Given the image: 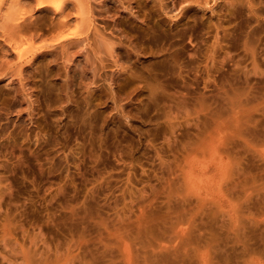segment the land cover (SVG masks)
I'll list each match as a JSON object with an SVG mask.
<instances>
[{
  "label": "rangeland",
  "instance_id": "1",
  "mask_svg": "<svg viewBox=\"0 0 264 264\" xmlns=\"http://www.w3.org/2000/svg\"><path fill=\"white\" fill-rule=\"evenodd\" d=\"M187 2L158 9L164 24ZM202 2L188 3L196 22L181 43L183 56L195 60L180 71L171 61L155 63L158 87L117 95L128 113L106 89L95 91L97 117L75 102L86 95L89 64L99 61L89 54L84 62V42L70 48L71 61L45 52L25 68L32 75L38 60L49 61L52 71L38 86L41 126L30 122L35 110L21 91L2 114L19 125L0 168V264H264V32L224 37L230 14L223 0ZM90 4L106 35L113 18L127 15L113 1H104L103 12L98 0ZM258 5L264 17V1ZM71 22L68 31L87 30ZM54 32L25 44L41 46ZM92 45L105 47L100 38ZM67 67L72 89L62 81ZM70 89L78 100L68 99ZM200 139L215 142L219 162L194 170V161L210 157Z\"/></svg>",
  "mask_w": 264,
  "mask_h": 264
},
{
  "label": "bare ground",
  "instance_id": "2",
  "mask_svg": "<svg viewBox=\"0 0 264 264\" xmlns=\"http://www.w3.org/2000/svg\"><path fill=\"white\" fill-rule=\"evenodd\" d=\"M98 1L99 10L102 12L106 11L107 9L104 7V1L107 0ZM109 1L118 3V5L120 4L121 8L124 9V11L126 10L127 15L113 18L110 26H108V33L106 35L104 32L106 30L104 24H101V26L93 23L94 8H92L93 6L90 4V0H0V79L8 77V81L0 86V168L8 166V138L13 129L19 125L16 121L10 123L8 116L5 117L2 115H5V110L9 107L11 103L10 100L15 96L14 94L21 91L29 98V102L28 100L26 102L30 104L29 106H31V108L35 110L34 113H36V115L33 113V116H31L30 112V122L39 127L44 120L42 119L44 115L40 112L41 106H43L40 101V94L42 93L39 94L38 86L43 84L42 82L44 80L49 79V75L52 71L51 66L48 64L49 61L40 63L38 60L37 65L31 70L32 75L26 74L30 77L26 76L24 73L25 68L31 66L37 56L48 52L52 53L55 59L56 57L63 58L68 56L66 59L70 60L69 57L73 56L71 55L73 52H70V48L82 42H84L85 45V53L82 52L81 54L86 57V60L87 58L92 59L89 58L91 57V55L88 56L89 54L94 55V57L99 56V61L91 65L88 63L89 60L88 62L85 61V57L83 56L84 62L90 66H88L91 70L88 69L91 72V81H89L93 86L90 87V84H88L86 88L84 87L86 89L84 90L86 91V95H84V97L81 96L83 98H80L81 100L79 101L75 100L79 105L83 103L82 107L93 117L101 114L102 111L99 109V102L96 101V99H98L95 92L97 89L100 90V93L106 89V94L116 104L117 110L122 114H124L125 111L128 113L129 109L124 110V102H121L122 100L118 98L117 95L122 90L129 87H131L130 91H134L133 94L137 92L141 93L144 89L152 91V89L158 87L160 85L158 80L160 74L157 71L152 72V70L155 69V63L163 64L165 61H171L173 62L172 69L177 68L180 71L183 66L195 60L183 56L181 43L188 29L192 27L191 22H196L194 18H192V15L186 14L187 5L190 2L199 3L200 1L202 2V0H190L189 2L186 0L187 5L184 4V6H181L183 10L181 16H179V18L173 17L170 19L168 25L164 24L168 19H166L161 12H158V9L161 10L167 7L168 0ZM263 1L264 0H257V3L260 4ZM176 2L177 0H170L172 5ZM203 2H207V0H203ZM153 3L154 6L158 7L154 9L158 12L156 16L153 12L155 17L152 15ZM257 3L253 4L252 0H223L222 5L226 6V10H228L230 14V16L227 17L230 24L223 30V36L230 39L241 37L246 40L254 32H264V17L258 14L263 8ZM244 6L246 8H242ZM34 7H37V9L40 8L41 11L51 10V13L34 14ZM71 21H75L74 23L77 26L86 25L87 30L85 32H81L80 29L68 31V27L73 23ZM55 30L56 33L54 32L55 34H52L53 36L50 37L47 43L38 47L28 48L26 46L25 42L27 39L32 41L31 38L33 37L45 35ZM113 36L118 37L117 42L111 41V37ZM99 38L103 41L105 46L103 51L106 56L104 57L100 56L103 54V51L101 52L99 47L92 45V41L95 42ZM154 38L157 39V42L155 45H152V40ZM75 52H77V50ZM100 52L101 54L98 55ZM9 54H14V58L8 59L7 56ZM76 54L79 53L77 52ZM122 57L124 59L121 60ZM152 57H158L159 59L152 62ZM57 60L59 59H53L54 62ZM95 61L93 59V62ZM67 64L65 62V65ZM85 65L82 67L86 70L87 68ZM106 67L110 68V72H101L102 70H106L104 69ZM57 69L60 70L59 67ZM68 69L67 67L63 70L64 79L62 80L67 88L71 85V73H68ZM84 69H80V74L82 71L85 72ZM214 69L215 68L212 70ZM99 80H101V82ZM30 83L32 87L31 92L26 88ZM31 87L29 86V88ZM71 89L66 96L68 99L70 98L71 101L73 99L72 102H74V98L76 97L74 96V98H72V93L74 92V94H76L75 89L77 88L74 89L75 91ZM33 90L35 92L32 93ZM22 93L19 95H24ZM100 93H98L99 96ZM25 95L22 96L23 100L27 99L24 98ZM139 99L142 101L141 98ZM69 109L71 108L69 107ZM59 111L66 112L65 106L61 107ZM199 145L202 150L205 148L209 150L210 157L207 160L194 161V165L191 163L192 166L190 167L195 170L197 167L206 169L209 166H215L219 162L215 142L211 141L210 143H205L204 139H200ZM186 172H184V174ZM200 178L201 176L199 179Z\"/></svg>",
  "mask_w": 264,
  "mask_h": 264
}]
</instances>
